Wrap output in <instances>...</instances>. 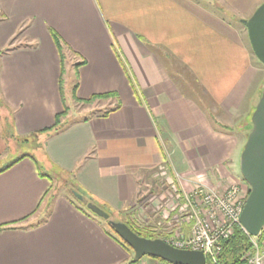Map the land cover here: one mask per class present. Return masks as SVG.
Returning <instances> with one entry per match:
<instances>
[{
  "label": "crops",
  "instance_id": "obj_1",
  "mask_svg": "<svg viewBox=\"0 0 264 264\" xmlns=\"http://www.w3.org/2000/svg\"><path fill=\"white\" fill-rule=\"evenodd\" d=\"M208 1L0 0V49L14 38L20 44L0 57L10 136L47 129L63 110L51 30L74 65L84 60L75 70L76 99L113 93L109 109L120 108L49 135L40 165L72 173L91 203L116 214L135 202L145 171L178 177L184 197L196 185L238 181L239 125L249 124L264 80L231 15L247 19L264 0H214L224 9ZM49 188L29 158L0 173V226L16 227L0 231V264H129L131 250L93 216L64 196L48 205ZM181 230L190 233L185 223ZM134 264L167 263L144 256Z\"/></svg>",
  "mask_w": 264,
  "mask_h": 264
},
{
  "label": "rangeland",
  "instance_id": "obj_2",
  "mask_svg": "<svg viewBox=\"0 0 264 264\" xmlns=\"http://www.w3.org/2000/svg\"><path fill=\"white\" fill-rule=\"evenodd\" d=\"M200 1L203 4H206V6L210 4L208 0H200ZM211 3L212 5H215L217 9L220 7V4H218V2H216L215 4L214 0H211ZM238 20H240V18H236L234 17V15L233 16L231 15V23L241 33L244 42H246L248 49L251 53V58L254 66L255 65L258 66L260 72H262V75L259 74L258 78L261 79L263 78L264 80V74H263L264 66L254 56L249 45L246 29ZM11 41L4 48L9 46L10 43H12L11 46L13 47L20 45L17 43L18 40L16 41V39ZM21 43L24 46L28 45L27 41L25 42V40L22 41ZM71 56L72 55L70 53L68 52L66 53V59L64 61V71L62 76L63 78L62 95H63L64 103L68 108V112L66 116L63 118V121L66 123L67 122L72 123L75 122L76 120H81L85 117L102 113L111 107V105L107 102V100H97L90 105L82 104L81 102L73 100L72 89L74 84L76 83L75 81L76 74L74 68L75 60ZM3 105L4 104L2 103V99L0 96V117L3 120L2 134L5 136V138H7L6 139L7 151L4 155L0 156V168L24 153L27 154L30 153L38 157L40 153L39 150L42 149V143H43L41 137H39L38 140L37 138L36 139L30 138L26 142H19V140L21 141L24 138L15 137L18 140L17 139L14 140L9 133L10 130L9 127L11 125L10 124L11 113L7 111ZM208 114L210 120L214 121L215 124L218 125L216 126V128L221 130L220 127L223 126L215 120V117L211 113ZM235 126H238V124H236ZM240 126H243L241 127L243 128V130L241 131L240 134H241V142H243L244 145L247 134L250 131L248 130L249 124L247 126L239 125V127ZM226 128L228 129V127ZM235 128L237 129V127ZM52 167H56V166L53 165L51 166V168L47 169L45 165L44 166L42 165L41 168L42 172L49 175H53V177L51 178H55L57 180L56 181L54 179L55 180L54 188L52 189L51 193L55 196H65L71 198V196L67 193L64 187L65 186L64 183H67L65 182L67 178L65 176L64 177L60 176L59 172L52 169ZM239 176L240 179H238V181H232V182L225 181L223 183L220 179H218L217 180L218 187L214 189H207L204 188L203 186L202 187L206 191L213 192L216 194H223L231 188L238 189L237 201L242 202L245 200L247 196L248 185L247 183L243 182L241 175ZM175 178L178 177L176 176L174 177V175L172 176L169 173H167L165 176L160 175L157 170L151 172L150 171L142 172L139 175L135 202L126 211H124L121 214H116L114 211L106 208H104V211L108 212L109 220L114 222H123V223L128 222L132 225L137 224L139 226L149 228L156 236H158L156 239L163 240L166 243L168 241L170 245L171 243L175 244L177 242H181L184 239H187L191 235V229L193 226V219L190 218L191 209L189 207H186L185 209L182 208L186 202L185 198L188 197L192 193V191H194L197 187H201V185H196L191 190V192L186 197H184L180 189L178 188V183L177 181H175ZM195 201L194 203L196 204ZM201 215L203 216V214ZM184 223L189 225L190 233L187 236H185L181 230V226ZM102 224L106 228V230H108L111 234H113L115 237L118 238V236L113 233L107 222L103 221ZM251 238H254L258 242L261 241L260 236L251 237ZM131 253L133 258L132 250Z\"/></svg>",
  "mask_w": 264,
  "mask_h": 264
},
{
  "label": "water",
  "instance_id": "obj_3",
  "mask_svg": "<svg viewBox=\"0 0 264 264\" xmlns=\"http://www.w3.org/2000/svg\"><path fill=\"white\" fill-rule=\"evenodd\" d=\"M245 27L250 48L264 66V1L247 18L240 20ZM251 128L239 157V172L248 185L238 224L250 237H257L264 228V87L250 117ZM74 196L83 201L77 193ZM86 208L96 216L108 220L115 234L132 250L133 261L144 256L167 264H205L201 251L178 249L160 239H147L136 235L123 222L109 220V215L93 203Z\"/></svg>",
  "mask_w": 264,
  "mask_h": 264
},
{
  "label": "trees",
  "instance_id": "obj_4",
  "mask_svg": "<svg viewBox=\"0 0 264 264\" xmlns=\"http://www.w3.org/2000/svg\"><path fill=\"white\" fill-rule=\"evenodd\" d=\"M3 17L4 16L1 14L0 20L3 19ZM238 21L240 22V20H238ZM49 32H50V35L52 37L53 43L57 49L59 58H60L61 77L59 80V89L61 91L62 85H63L62 76H63V71H64V61L66 59V51H67L68 47L55 32H53L51 30H49ZM11 44L12 43H10V45L7 46L6 48L0 50V57L4 54L10 52L11 50H13L15 48V47L11 46ZM83 64H84V60H81V62L75 64L74 65L75 70ZM76 86L77 85L75 83L73 86V89H72V96H73L74 100L81 102L82 104L90 105L94 101H97V100H108L111 98H115V95L113 93H106V94L93 95L92 97H90L87 100L79 101L75 97ZM119 108H120V105L118 103H116L114 105V107H112L111 109L106 110L102 113H99V116L100 117H107L110 113L115 112ZM253 110H254V108L252 109L250 116H251ZM67 112H68V108L63 102V110H62V112L55 115L54 123L51 127L44 129L42 131H39V132L31 135L28 138L25 137L23 140H21V141L19 140V142H26L30 138H35V139L37 138V140H38L39 137H41V140L43 142V140H45L49 135L58 133L60 130H62L64 127H66L69 124L68 122L66 123L63 121V118L66 116ZM250 128H251V122L249 120L248 130H250ZM13 139L15 140L17 138L13 137ZM41 150H39V151H41ZM23 158L31 159L36 166L38 174L41 177H46L48 179V181L50 182V188H49L48 193L46 195V198L48 200V205H49V202H51V200L54 197H56L55 195H53L51 193L52 189L54 188V182L56 179L51 178V177H53V175H49V174L42 172V170H41L42 166H40L39 158H37V156L32 155L30 153L21 154L18 157H16L14 160H12L11 162L6 164L5 166L1 167L0 173L6 171L7 169H9L11 166H13L15 163H17L18 161H20ZM59 175L62 177L65 176L67 178L65 180V182H67V183H64V185H65L64 187H65V190L67 191V193L71 196V198L66 197L70 201V203H72V205H74L76 208H78L80 211L86 213L87 215L89 214V215L93 216L100 223L105 221L109 225L108 220H104V219L96 216L94 213H92L90 210H88L86 208V204L91 203V202L87 199L86 195H84V193L81 191L79 185L77 184V182L75 180L74 175L72 173L64 172V171H60ZM74 193L81 195L83 197V201H79L74 196ZM101 209L104 210V207H101ZM105 212H107V211H105ZM124 223L139 237H143V238H147V239H156L158 237L149 228L139 226L137 224L132 225L128 222H124ZM109 227L111 228V230L115 234L113 228L110 225H109ZM15 228L16 227H14V225H2V226H0V231L5 230V229H15ZM262 232H263V230H262ZM262 232L260 234H262ZM259 236L261 237V235H259ZM117 240L125 248L130 250V248L119 237L117 238ZM220 246H221V249L216 254V257H215L216 264H246L245 257L247 254L252 252L251 237L245 233V231L241 228V226L239 224L233 225L231 234L229 235V237L227 239L221 241ZM134 263H136V261H133V258H131L129 264H134ZM206 263L207 264H214L210 257H208L206 259Z\"/></svg>",
  "mask_w": 264,
  "mask_h": 264
},
{
  "label": "built area",
  "instance_id": "obj_5",
  "mask_svg": "<svg viewBox=\"0 0 264 264\" xmlns=\"http://www.w3.org/2000/svg\"><path fill=\"white\" fill-rule=\"evenodd\" d=\"M237 192L238 189L231 188L223 194H216L206 191L202 186L192 191L182 207L191 209V235L171 245L178 249L201 251L206 259L210 257L216 264L215 257L221 249L220 243L229 237L233 225L238 224L244 204V201H237ZM260 235V242L251 238L252 252L246 255V264H264V230Z\"/></svg>",
  "mask_w": 264,
  "mask_h": 264
}]
</instances>
